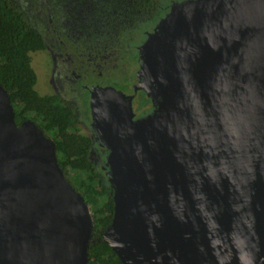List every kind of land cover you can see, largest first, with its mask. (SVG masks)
I'll return each instance as SVG.
<instances>
[{
	"label": "water",
	"instance_id": "water-1",
	"mask_svg": "<svg viewBox=\"0 0 264 264\" xmlns=\"http://www.w3.org/2000/svg\"><path fill=\"white\" fill-rule=\"evenodd\" d=\"M133 96L91 93L122 264H264V0H182L138 48ZM0 84V264H89L93 219Z\"/></svg>",
	"mask_w": 264,
	"mask_h": 264
},
{
	"label": "trees",
	"instance_id": "trees-1",
	"mask_svg": "<svg viewBox=\"0 0 264 264\" xmlns=\"http://www.w3.org/2000/svg\"><path fill=\"white\" fill-rule=\"evenodd\" d=\"M110 2L118 13L134 22L140 16L160 20L171 1ZM44 49L45 43L31 26L23 7L15 0H0V84L9 93L16 122L21 125L31 120L52 139L64 177L85 198L94 226L89 264H122L103 240L114 215V189L107 176L90 160L92 140L80 134L72 107L57 96H42L36 90L38 77L31 55Z\"/></svg>",
	"mask_w": 264,
	"mask_h": 264
},
{
	"label": "flooded vegetation",
	"instance_id": "flooded-vegetation-1",
	"mask_svg": "<svg viewBox=\"0 0 264 264\" xmlns=\"http://www.w3.org/2000/svg\"><path fill=\"white\" fill-rule=\"evenodd\" d=\"M15 1L19 3L17 0ZM90 1L91 3L89 4L91 5L87 7V15L91 20H94V16H97L95 19L100 17L98 20L102 22L101 25L106 26L105 30H107L106 32L111 36H113V34H117L119 27V31L123 30L124 27L126 29V26L121 27L123 24L129 25L127 27H131V29L133 28L132 30L138 32L140 22L152 20L147 16H140L132 22L128 19L127 15H122L117 12V10H115V6L110 2V0ZM19 4L23 7L21 3ZM95 5L97 6L96 8ZM23 9L25 11L24 7ZM72 12L73 11L71 9L64 5L48 8L47 18L49 22V34L53 33L54 36H49V34L48 36H45L43 32L36 29L45 43V49L33 54H49V84L52 91L50 95L59 97L64 104L72 107L77 117L76 119L80 128V134L87 135L92 140L90 160L97 167L99 166L101 169L106 171L107 169L105 167L107 165L109 152L105 149V144L99 139L96 131L92 127L90 108L91 91L99 87L113 86L116 89L121 90L126 95L133 96L132 107L136 120L153 113L154 108L150 99V105H148L146 109L139 111L136 106L138 96L141 93H144L141 90H138L137 93H134L133 91L135 83L138 82L137 74L140 69V61L138 57L139 47H137L136 52H133V54L130 55V62H135L133 64H135L134 66L136 68L129 66L130 70L124 72V75L120 76L118 79H114L111 75L101 71L102 65L107 64L108 59L110 60V53H108V49H110L109 43L105 41L107 44L104 42L103 47H101V42H96L95 40L94 43L86 48L77 46V37H75L74 34L77 31L78 26L70 24L74 19ZM66 24H69L73 28ZM154 28L155 26L150 32H152ZM150 32H146L145 39ZM72 44L75 46L73 47ZM108 68L109 66L104 67L105 70ZM41 69L42 66L40 70ZM129 73L130 75H127ZM145 97L147 98L146 95ZM107 172L108 170L105 173Z\"/></svg>",
	"mask_w": 264,
	"mask_h": 264
},
{
	"label": "rangeland",
	"instance_id": "rangeland-1",
	"mask_svg": "<svg viewBox=\"0 0 264 264\" xmlns=\"http://www.w3.org/2000/svg\"><path fill=\"white\" fill-rule=\"evenodd\" d=\"M17 1L21 3L25 8V12L27 13L31 26L35 28V30L39 29L41 32L45 34V36H48L49 34V29H48L49 22L47 18L48 8L64 5L67 6V8L71 9L73 11L72 14L74 19L70 24L74 26H78L77 31L74 34L75 37H77L76 38L78 43L77 46L86 48L87 46L94 43L95 40L96 42L98 41L101 42L100 44L101 47H103L105 41L109 43L110 49H108V53H110V60L108 59L107 64L102 65L101 71H104L105 73L111 75V77H113L114 79H118L120 76L124 75V72L130 70L129 66L135 67L134 66L135 64H133L135 62L133 63L130 62V55L133 54V52H136L137 47H140L145 42L144 41L142 43V41L145 39L146 32H150L152 28L154 26L156 27V25L159 22L158 19L150 20L146 22L142 21L139 23L138 32L132 30L133 28L131 29V27H127L129 25L123 24L121 27L126 26V29L124 27L123 30L119 31L120 29L119 27L117 34H113V36H111L106 32L107 31L105 30L106 26L101 25L102 22L98 20L100 19V17L95 19L97 16H94L95 17L94 20H91L87 15V10H88L87 7L91 5L89 4L91 3L90 0H17ZM165 1H171L169 4L170 7L169 10H166L164 12L165 14L161 18H164L169 13L171 4L173 2L182 1V0H165ZM96 7L97 6L95 5V8ZM49 36H54V35L53 33H50ZM106 42L105 44H107ZM72 46L74 47L75 45L72 44ZM31 57H32V66L38 77L36 90L42 96L50 95L52 91L50 89V84H49L50 82L49 54L36 53V54H32ZM41 66L42 69L40 70ZM106 66H109L107 70L104 69V67ZM127 75H130V73ZM107 87H113V86H107ZM99 88H105V87H99ZM92 92L93 90L91 91V93ZM145 95H146L145 93H141L138 96L136 106L139 111L146 109V107L150 105L149 98H146ZM90 104H91V100H90ZM98 168L101 170V172H103V174H107L105 172L109 170L107 165L105 167L107 169L106 171L101 169L99 166Z\"/></svg>",
	"mask_w": 264,
	"mask_h": 264
}]
</instances>
